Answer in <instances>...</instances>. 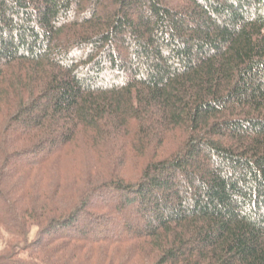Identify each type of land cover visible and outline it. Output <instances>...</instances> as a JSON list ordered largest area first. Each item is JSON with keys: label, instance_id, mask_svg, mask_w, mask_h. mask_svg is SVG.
<instances>
[{"label": "trees", "instance_id": "trees-1", "mask_svg": "<svg viewBox=\"0 0 264 264\" xmlns=\"http://www.w3.org/2000/svg\"><path fill=\"white\" fill-rule=\"evenodd\" d=\"M0 243L264 264V0H0Z\"/></svg>", "mask_w": 264, "mask_h": 264}, {"label": "rangeland", "instance_id": "rangeland-1", "mask_svg": "<svg viewBox=\"0 0 264 264\" xmlns=\"http://www.w3.org/2000/svg\"><path fill=\"white\" fill-rule=\"evenodd\" d=\"M34 232H35V228H32V231H31V237L34 235ZM2 248V244L0 243V249Z\"/></svg>", "mask_w": 264, "mask_h": 264}]
</instances>
